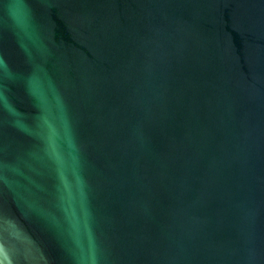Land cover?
I'll return each mask as SVG.
<instances>
[{"label": "water", "instance_id": "1", "mask_svg": "<svg viewBox=\"0 0 264 264\" xmlns=\"http://www.w3.org/2000/svg\"><path fill=\"white\" fill-rule=\"evenodd\" d=\"M0 264H264V0H0Z\"/></svg>", "mask_w": 264, "mask_h": 264}]
</instances>
